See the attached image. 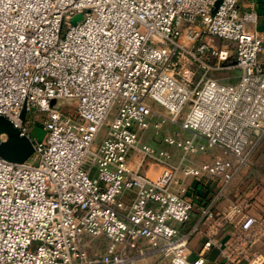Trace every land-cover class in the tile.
Masks as SVG:
<instances>
[{
	"label": "built area",
	"instance_id": "built-area-1",
	"mask_svg": "<svg viewBox=\"0 0 264 264\" xmlns=\"http://www.w3.org/2000/svg\"><path fill=\"white\" fill-rule=\"evenodd\" d=\"M216 1L0 0V116L33 145L32 161L0 156V264H203L188 260L196 233L227 264H264V213L216 207L264 137V33L245 30L253 9ZM163 128L164 147L143 141ZM189 180L218 188L181 231L198 203Z\"/></svg>",
	"mask_w": 264,
	"mask_h": 264
},
{
	"label": "crops",
	"instance_id": "crops-1",
	"mask_svg": "<svg viewBox=\"0 0 264 264\" xmlns=\"http://www.w3.org/2000/svg\"><path fill=\"white\" fill-rule=\"evenodd\" d=\"M239 11L245 12L253 9L256 12L257 20L254 24H248L245 30L248 32L264 33V0H239ZM236 78V77H235ZM233 79L232 82H235ZM171 126V125H170ZM173 128V125L170 127ZM216 152L217 150H214ZM205 157H201L203 159ZM209 158V156L207 157ZM143 172L150 177L156 178L161 172V168L149 162L143 165ZM189 191H191L197 197V208L192 212L190 220L182 225H178L181 231H186L195 222L198 217V211L201 205H206L209 198L217 191L216 186L210 188L204 185L202 182L189 180ZM207 191L206 197L200 201L198 194ZM247 199L251 204L250 213L254 215H260L264 213V137L253 148L249 164L247 167L241 169V171L235 176V178L228 185L226 191V198H222L216 207L220 208L226 203L227 199ZM227 239V232H223L221 241L224 242ZM101 244L104 252L107 241L104 238L93 239L83 236L81 243L86 249L89 256L95 254L94 242ZM204 238L200 233H196L191 236L189 241V255L188 260L194 261L199 256L203 255L205 261L203 264H227L223 258L219 248L213 247L206 252L202 250ZM146 243L144 240L142 241ZM261 251L264 257V245L261 246ZM102 252V253H103ZM137 264H167V259L163 258L159 254H149L148 256L140 259Z\"/></svg>",
	"mask_w": 264,
	"mask_h": 264
},
{
	"label": "rangeland",
	"instance_id": "rangeland-1",
	"mask_svg": "<svg viewBox=\"0 0 264 264\" xmlns=\"http://www.w3.org/2000/svg\"><path fill=\"white\" fill-rule=\"evenodd\" d=\"M207 41L211 44H214L216 46H223L226 43H228L226 40L223 39H218V38H207ZM219 77L223 78L224 81H230L232 82L233 79H237L235 78L237 75V71L234 69H225L220 71L218 74ZM160 109V108H159ZM115 112V107L112 108L108 119L110 120L112 118V116L114 115ZM30 117L29 118V130H30V136L32 138H36V139H42L44 138L45 132L42 129L41 126V116L35 115V113H33L31 116H27ZM167 127H171L170 125H167ZM105 127H103L100 131V138L104 132ZM163 133H164V128L163 130H159L158 132H155L152 129H149L145 132L144 136H143V141L147 142V143H151L157 147H164L165 144L163 142ZM255 148V147H254ZM29 161H32V156H30L28 158ZM38 159H36L33 163L37 164ZM94 243V249H95V254L91 255V257H97L100 256L103 252L101 244H99L98 242L93 241Z\"/></svg>",
	"mask_w": 264,
	"mask_h": 264
},
{
	"label": "water",
	"instance_id": "water-1",
	"mask_svg": "<svg viewBox=\"0 0 264 264\" xmlns=\"http://www.w3.org/2000/svg\"><path fill=\"white\" fill-rule=\"evenodd\" d=\"M219 2L220 0L215 2V7ZM79 19L80 15L74 17L72 22L75 23ZM24 116L25 111L22 110L21 117L24 118ZM1 134L6 136L5 140H0V156L2 158L12 162H22L33 154L31 140L26 136H21L11 122L2 116H0V135Z\"/></svg>",
	"mask_w": 264,
	"mask_h": 264
},
{
	"label": "trees",
	"instance_id": "trees-1",
	"mask_svg": "<svg viewBox=\"0 0 264 264\" xmlns=\"http://www.w3.org/2000/svg\"><path fill=\"white\" fill-rule=\"evenodd\" d=\"M206 195H207V191L198 194V197H200V201L203 200L206 197Z\"/></svg>",
	"mask_w": 264,
	"mask_h": 264
}]
</instances>
